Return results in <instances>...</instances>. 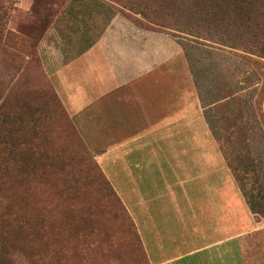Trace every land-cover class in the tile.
I'll use <instances>...</instances> for the list:
<instances>
[{
	"label": "crops",
	"instance_id": "obj_1",
	"mask_svg": "<svg viewBox=\"0 0 264 264\" xmlns=\"http://www.w3.org/2000/svg\"><path fill=\"white\" fill-rule=\"evenodd\" d=\"M36 1L16 4L9 29L37 37L43 72L64 111L54 126L71 138L74 132L94 155L150 264L197 256L204 264H248L242 242L257 223L211 132L182 48L108 11L72 9L49 30L41 21L34 28L32 18L42 16ZM87 123L101 126V143L87 139ZM105 160L117 163L118 186L101 167Z\"/></svg>",
	"mask_w": 264,
	"mask_h": 264
},
{
	"label": "rangeland",
	"instance_id": "obj_2",
	"mask_svg": "<svg viewBox=\"0 0 264 264\" xmlns=\"http://www.w3.org/2000/svg\"><path fill=\"white\" fill-rule=\"evenodd\" d=\"M19 1L0 0V94L4 93L0 101V233L21 264H150L119 191L113 199L110 185L79 136L72 149L69 140L62 144L60 132L52 135L44 130L46 143L39 148L37 144V152L30 153V144L39 140L35 137L40 121L38 111L31 109L44 105L49 107L45 114L58 113L59 118L64 111L43 72L37 37L29 39L9 29ZM36 2L42 16L32 18L31 24L36 28L41 21L43 30L62 21L72 9H77L76 14L108 11L111 16L148 23L123 8L126 0ZM169 38L184 52L208 125L257 223L242 242L248 264H264V59L253 57L259 62L255 65L242 58L241 51ZM41 121L49 128L54 122ZM83 131L91 144L102 142L101 126L87 123ZM151 148L143 146L141 152ZM100 164L118 186L117 163ZM140 229L145 230V225L141 223ZM186 264H204V257Z\"/></svg>",
	"mask_w": 264,
	"mask_h": 264
},
{
	"label": "trees",
	"instance_id": "obj_3",
	"mask_svg": "<svg viewBox=\"0 0 264 264\" xmlns=\"http://www.w3.org/2000/svg\"><path fill=\"white\" fill-rule=\"evenodd\" d=\"M126 1L128 5H123V8L131 13L141 15L143 19L148 22L143 23L136 19L132 21L128 18L133 24L142 29L169 34L178 38L183 37L191 42L204 46L213 47L218 45L223 49L241 51L245 54L241 57L255 65H258L259 62L253 60V57L259 60L264 59V0ZM3 97L4 93H1L0 101ZM45 108L49 107L39 105L38 110L31 109L33 112L38 111V117L40 119L39 136L35 137V139L39 138V140L33 141V143L30 144L33 148V151H30V153L33 152V154L37 152V144H39V148L40 145L46 143L42 137L44 130H47V132L52 135L59 132L58 128L54 126L55 122L49 123L51 126L50 128L40 124L43 118H48L52 121H56V119L59 118V116H57L58 113H56V115H54V113L45 114ZM24 117L28 118L27 113ZM61 119H64V113L58 120ZM62 134V144H65V140H69L68 144L74 149V146L79 142L75 133L73 132V137L71 138V133L68 132V129L62 128ZM64 134L65 136L68 135V137H65ZM82 143L81 141V144ZM26 145L27 142L25 141L23 146ZM24 152H27V150L25 149ZM35 158L36 157L33 159ZM95 163L97 164L96 161ZM35 164H37V161ZM107 182L112 189L111 191L110 189L108 190L111 192L112 198L114 199L115 190L108 180ZM19 210L20 213H22L23 207H20ZM15 255L17 256L15 251L0 233V264H21L18 262Z\"/></svg>",
	"mask_w": 264,
	"mask_h": 264
}]
</instances>
